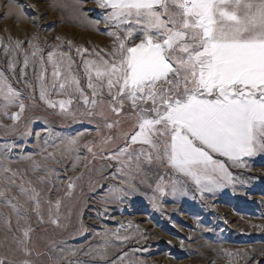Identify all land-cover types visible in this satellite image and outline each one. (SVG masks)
Masks as SVG:
<instances>
[{
  "label": "snow or ice",
  "instance_id": "6c2138e0",
  "mask_svg": "<svg viewBox=\"0 0 264 264\" xmlns=\"http://www.w3.org/2000/svg\"><path fill=\"white\" fill-rule=\"evenodd\" d=\"M94 2L100 18L89 23L93 31L109 37L106 47L89 50L67 40L68 50L63 51L65 41L57 36L60 43L51 46L45 55L39 36L34 34L27 41L28 49L23 47V41H13L11 37L8 43L0 39V49L7 57L12 79H16L22 57L17 82L32 90L29 102L35 101L38 90L39 100L47 108L58 109V114L74 121L72 105L76 102L79 108L82 103L84 111L80 115L88 117L89 123L95 117L109 132L117 131L115 137L102 136L100 124H96L100 139L96 147L102 154L99 158L115 161L116 167L111 176L116 183L109 185L100 198L97 216L108 218V206L119 205L137 194L141 185L151 189L149 199L160 211L161 197L186 196L189 184L203 198L206 192L243 183L230 169H246L250 159L264 154V0ZM6 6L9 11L5 17L12 13V7ZM77 11L87 18L80 8ZM99 24H103V30L96 27ZM29 67L35 84L26 79ZM28 106L23 91L13 87L9 77L0 71V115L15 125ZM13 107L19 110L9 114ZM126 120L132 121L131 127L122 131ZM83 135L57 137L59 144L45 140L42 152L47 155L39 161L31 155L21 157L31 161L28 169L12 168L16 161L7 152L0 153V230L4 233L0 245L9 253L0 256V264H36L31 257L39 259L44 255L49 264H87L74 259L81 254L108 264H144L122 251V246L136 234L143 238L138 226L134 232L120 235L122 229L133 228L131 221L127 229L121 223L115 229L105 227L96 232L100 242L87 251L58 249L55 243L48 246L47 252L36 250L29 213L43 224L46 211L48 222L63 227L61 209L84 175L82 172L68 177L60 189L53 184L54 177L59 181V173L50 168L48 161L56 163L57 156L63 159L78 152ZM119 140L123 143L117 144ZM49 147L53 150L48 151ZM84 147L96 158L91 141ZM80 159L77 155L76 161ZM107 167L113 165L109 163ZM29 172L35 181L29 178ZM41 172L43 175H37ZM103 188L98 180L92 182V190ZM56 191L64 195L53 200L51 194ZM85 231L81 222L77 234ZM113 238L120 242L119 246ZM110 249L120 254L109 260ZM239 254L240 250L235 255ZM20 256L23 258H17ZM243 256L247 257L246 251Z\"/></svg>",
  "mask_w": 264,
  "mask_h": 264
},
{
  "label": "rangeland",
  "instance_id": "374dc122",
  "mask_svg": "<svg viewBox=\"0 0 264 264\" xmlns=\"http://www.w3.org/2000/svg\"><path fill=\"white\" fill-rule=\"evenodd\" d=\"M10 5L12 13L5 17ZM17 5L21 7H16ZM77 8L85 14L81 15ZM23 15H20V13ZM100 18V10L96 9L94 0H0V39L8 43L9 37L13 41H23V47L28 49L27 41L34 34L39 36V44L47 51L51 46L60 43L57 36L63 38V51L68 50L67 40H72L77 46H83L91 50L94 46L106 47L110 43L109 37L99 31H93L90 20ZM96 27L103 30V24ZM72 55L77 64L79 57L73 49ZM20 64L16 68V79L8 71L7 57L0 49V71H3L10 79L13 87L22 90L25 103L28 104L23 117L15 125L10 119L0 115V153L7 152L8 157L16 161L11 165L14 169H28L31 161L21 160L22 156L31 155L40 160L45 147V140L49 144L60 143L57 137L76 136L84 133L79 139V151L61 159L57 156L56 163L48 161L50 168L59 173V181L53 178L55 187L63 189L68 177H75L83 172V178L77 181L75 191L70 199H66L61 209V224L56 227L48 222L47 212L43 213L45 223L40 224L35 215L29 213L31 224L35 228L32 234L36 243V250L47 252L48 246L55 243L57 248H80L87 251L90 246L98 244L99 238L96 232L103 229H115L121 223L127 229L131 221L133 228L121 230L120 235L134 232L138 226L141 234L122 246V251L129 252V256L142 260L144 264H264V154L258 155L248 161L246 169L231 168L233 175L243 183L235 184V187H226L214 193H204L203 198L191 184L188 185V195H167L160 198V211H157L149 197L151 189L144 185L140 186L137 194L125 198L119 205L108 206V218L97 216V210L101 208L100 198L105 195L107 188L116 181L111 179L116 171L115 161L100 159L102 155L99 148L100 139L96 135V124H100L102 136L112 135L115 137L116 130L103 127V121L98 118H89L80 115L84 111L83 104L72 105L76 112V120L58 114V109L47 108L38 96L29 102L27 97L32 90L26 88L23 82H17L20 77ZM26 79L35 84L33 70L27 69ZM82 75V69H81ZM62 99L66 97H53ZM18 107L10 108L11 112L18 111ZM132 121L126 120L121 130L127 131ZM50 130V131H49ZM39 133V137L37 136ZM91 141L96 158L87 151L84 145ZM117 144H122L119 140ZM6 146H10L9 151ZM63 147V146H61ZM51 147L48 151H52ZM107 153H104L106 155ZM81 159L76 161V156ZM86 158V159H85ZM111 163L113 167L107 165ZM76 164L75 170L73 165ZM87 164V168L85 165ZM161 173L163 169L159 170ZM43 175V172L37 173ZM29 178L35 181L31 172ZM99 181L104 185L103 189L92 190V182ZM154 183V180H153ZM37 187H43L37 184ZM47 190V189H46ZM63 191L51 194L53 200L57 196H63ZM81 222L86 228L83 234H77ZM13 229L15 222L13 221ZM205 229H208L206 231ZM3 231L0 230V241L3 240ZM19 235V233H17ZM191 237V239L189 238ZM139 240V243H137ZM113 242L120 245L113 238ZM183 242V247L181 246ZM135 251H132V250ZM240 250L239 255H235ZM247 252V257L243 252ZM225 252L234 255L229 257ZM109 260L114 259L120 253L115 249L109 250ZM9 255L6 247L0 245V256ZM55 255V253H53ZM17 258H23L22 256ZM36 264H49L47 256H41ZM86 261L87 264H108L106 261L92 260L83 254L74 258ZM67 264V262H62Z\"/></svg>",
  "mask_w": 264,
  "mask_h": 264
}]
</instances>
